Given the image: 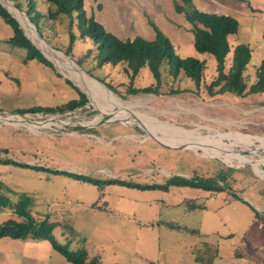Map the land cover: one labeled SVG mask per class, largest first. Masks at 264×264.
I'll list each match as a JSON object with an SVG mask.
<instances>
[{
	"label": "rangeland",
	"instance_id": "obj_1",
	"mask_svg": "<svg viewBox=\"0 0 264 264\" xmlns=\"http://www.w3.org/2000/svg\"><path fill=\"white\" fill-rule=\"evenodd\" d=\"M191 2L197 11L230 16L237 21V32L228 37V45L230 50L239 44L249 48L251 59L243 78L247 85L252 84L264 58V0ZM3 3L0 0L16 20L19 16ZM37 4L38 12L48 9L43 0H37ZM176 6H181V0H83L86 16H93L120 40L141 37L151 41L155 27L168 38L179 57L208 58L204 82L198 88L185 79L170 82L171 78L164 77L158 95H128L127 77L118 69L98 67L90 43L73 47L67 57L37 38L36 33L26 34L18 21L26 38L41 49L44 56L36 50L45 59L35 55L33 60L25 61L26 52L8 42L12 32L0 18V113L35 124L57 116L72 123H52L32 130L0 120V195L13 203L21 196L27 197L34 219L40 222L46 218L54 225L51 234L57 243L70 251L84 250L87 259L98 260V264H195V259H212L216 264H264V161L259 149L252 152L243 144L230 147L229 137L221 140L222 148L254 160L259 170L255 171L252 164L225 162L201 147L166 144L161 135L153 136L142 127L144 133L139 124L126 125L110 114H99L85 92L69 79L70 75L64 77L45 54L49 49L65 56L86 76L123 97L112 93L122 102L134 104L139 114L156 119L160 125L170 124L176 137L165 130L166 126L158 128V134L162 131L181 142L211 140L214 137L209 132L240 133L261 148L264 96L211 97L206 92L204 83L205 79L210 81L214 72V60L195 52L191 27L183 13H177ZM15 10L24 19L23 13ZM24 21L35 32L26 17ZM48 23L52 41L65 45L67 20ZM88 50L92 54H87ZM229 64L230 55L226 67ZM152 84L151 74L143 67L131 88ZM79 93L85 95L86 103L74 110L51 115L42 111L34 116L14 113L29 108L56 112L78 100ZM95 97L100 105L104 104L98 95ZM186 133L191 138L184 137ZM153 138L173 149L159 145ZM18 164L40 170L22 169ZM53 172L68 175L55 176ZM217 176H223L225 181L221 178L223 182L212 184L214 188L209 191L166 186L173 177L204 183ZM254 210L259 215L253 216ZM7 220L23 221L11 212L0 211V224ZM0 264L69 263L46 240L3 237Z\"/></svg>",
	"mask_w": 264,
	"mask_h": 264
},
{
	"label": "trees",
	"instance_id": "obj_2",
	"mask_svg": "<svg viewBox=\"0 0 264 264\" xmlns=\"http://www.w3.org/2000/svg\"><path fill=\"white\" fill-rule=\"evenodd\" d=\"M7 1L12 2L14 7L23 13L35 27L38 36L42 40L52 49L61 51L65 56H71L73 47L75 48L84 42L90 43L96 52L94 60L98 67L105 66L118 69L120 73L127 77L129 83V86H127L128 95L135 96L139 93L158 95V87L161 86L164 77L171 78L170 82L182 79L188 80L196 88L204 82L203 78L206 75L208 58L179 57L175 54L168 38L155 27L154 38L151 41L141 37L120 40L106 31L101 24L95 21L93 16H86L83 10V0H43L48 6L44 13L38 12L37 0H24L20 3H16L15 0ZM175 10L177 13H183L185 21L191 27L192 46L195 52L199 55L212 57L214 60V72L209 76L210 81L207 82V79H205L204 83L205 90L211 97L222 94H232L236 97L264 96V58L256 69V80L247 85L243 74L251 59L250 50L242 44L236 45L230 50L228 45V37L236 34L238 29V23L234 18L197 11L192 6L191 0H181V6H176ZM0 18L11 29L12 35L8 42L26 52L25 61L33 60L37 56L45 60L26 38L17 21L7 13L1 4ZM65 20H67V43L65 45L60 44V42L55 44L50 35L52 27L48 22H63ZM262 41L264 44V32ZM87 54H92V51L88 50ZM228 55H230V64L226 67ZM48 63L50 64V62ZM143 67H146L151 74L153 84L143 88H131L132 83ZM110 90L112 91V89ZM112 93L118 95L114 91ZM79 96L78 100L63 105L62 109L56 112L74 110L75 107L84 105L86 103L85 95L79 93ZM121 99L124 98L121 97ZM42 111L47 112L45 114L49 115L56 113L42 108H29L14 113L34 115ZM6 163V161L3 162V164ZM18 165L22 169H33L35 172L40 170L35 166ZM53 174L55 176L60 174L64 177L68 175L67 172H53ZM217 177V179L211 178L204 183H194L192 179H181L179 181L178 177H173L166 182V186L200 188L209 191L214 188L212 184L223 182L221 180L223 176ZM87 179L93 183L89 178ZM223 179L225 181V178ZM166 186L163 188H166ZM29 202L27 197L21 196L16 203H13L7 197L0 195V211L11 212L23 219L21 223L7 220L0 224V239L3 237L10 239L30 237L33 240H46L51 249L61 255L69 264H98V260H88L84 250L70 251L66 246L57 243L51 234L54 225L49 223L46 218L37 222L33 213L30 212ZM254 213L255 216L259 215L255 210ZM211 262L212 259H209L205 261V264H211Z\"/></svg>",
	"mask_w": 264,
	"mask_h": 264
},
{
	"label": "bare ground",
	"instance_id": "obj_3",
	"mask_svg": "<svg viewBox=\"0 0 264 264\" xmlns=\"http://www.w3.org/2000/svg\"><path fill=\"white\" fill-rule=\"evenodd\" d=\"M3 2H4L3 4L6 5L5 7L7 10H9L10 12L12 11V13L14 12L16 15L19 16L17 18V20L21 24L25 33L28 34L29 36L33 35V33H35V32H33L32 27H29L28 24L24 21V19L19 14H17V12L13 8V6L5 0H3ZM33 38H34V36H33ZM36 43H37V41H36ZM39 45L42 47H45L41 43ZM35 46L37 47L36 44H35ZM45 54H46L47 58L57 68H59L62 71V75L64 77H65V75H70L69 79L73 81L75 86L77 85L79 88H81L85 92V94L89 98V103H91V105L94 108H96V110L99 111V114H102V115L110 114V115L114 116L115 118L121 119V121L126 125H132L133 126V125L140 124L141 127L147 129L148 133H150L151 135H153V136L161 135L160 139L166 144L184 145V146H188L191 148L192 147H194V148L195 147H201L202 149L207 150L211 155L218 157V158H221L225 162H228V161L232 162V161L236 160L239 162L252 164L254 167L253 170L259 171L255 165L256 162L254 160L243 159V157H241L237 152L231 151L233 149L229 150L227 148H225V149L222 148L223 145L221 146V143H222L221 140L225 139V137H229V139L232 138V140L228 143L230 147L233 144H235V145L243 144L246 147V149H248L252 152H256L259 149L263 153L262 160L264 161V145L263 144H260L261 148L255 147L253 144V141L249 137L243 136L240 133H230L228 135H224V134H220V133L214 134L212 132H209L208 134L213 136L215 139L212 138L211 140L210 139L200 140V138H199L198 140H193V141H190V140L188 141L187 139H185L181 142L179 139L167 137L166 136L167 134L166 135H165V133L163 134L162 131L161 132L159 131V134H158V131H157L158 128H163L164 126H166L167 129H165V130L171 131V133H172L171 135L175 136L174 135L175 128L170 127L169 126L170 124L169 125H166V124L160 125L156 119L151 118L150 116H145V115L139 114L138 112H136L134 110V104L129 103L127 101H126L127 103L122 102L119 98L115 97L112 94V92H109V90L106 89L102 84H100L99 82L96 81L98 83L97 84L94 80H92L91 78L86 76L79 68H77V66L72 65L70 63V61L68 60V58H66L65 56L58 54V53H55L49 49L45 50ZM96 95H98V97L102 99V101L104 103L103 105H100L102 103H99V101L95 97ZM0 120L5 122V123H8V124L14 123V124H17L19 126L26 127L28 129L37 130L40 128H46V127L50 126L52 123L58 124V125H63L64 121H66V118H64L62 116L61 117L57 116V117L53 118L52 120L35 124V123L23 121L22 118H16L13 116L3 114V115H0ZM68 122H70V121H68ZM70 124H72V123L70 122ZM180 131H182V130H180ZM184 137L191 138L190 135H188L187 133L185 134ZM262 142H263V140H262ZM215 143L217 145H214ZM183 148H185V147H183Z\"/></svg>",
	"mask_w": 264,
	"mask_h": 264
},
{
	"label": "water",
	"instance_id": "obj_4",
	"mask_svg": "<svg viewBox=\"0 0 264 264\" xmlns=\"http://www.w3.org/2000/svg\"><path fill=\"white\" fill-rule=\"evenodd\" d=\"M5 1H7V0H5ZM14 9H15V7H13ZM24 19H25V17H24ZM16 21L18 22V20L16 19ZM20 27H21V25H20ZM22 28V27H21ZM34 28V31H35V33H36V35H37V38H39L40 39V37L38 36V34H37V32H36V29H35V27H33ZM23 29V28H22ZM36 49H38V48H36ZM39 50V49H38ZM40 52H41V50H39ZM42 53V52H41ZM43 54V53H42ZM43 56H44V54H43ZM50 61V60H49ZM105 87V86H104ZM106 88V87H105ZM107 89V88H106ZM56 114H59V113H56ZM0 115H3V113H0ZM44 121V120H43ZM36 122H42V120H40V121H36ZM119 122H121V121H119ZM107 123V122H106ZM108 123H111V122H108ZM139 126L141 127V125L139 124ZM141 129H142V131L145 133V131H144V129L141 127ZM154 139V141H156L157 143H159V145H162L160 142H159V140L157 139V138H153ZM163 146V145H162ZM163 147H165V146H163ZM165 148H167V149H173V148H169V147H165ZM182 149H184V148H182Z\"/></svg>",
	"mask_w": 264,
	"mask_h": 264
},
{
	"label": "crops",
	"instance_id": "obj_5",
	"mask_svg": "<svg viewBox=\"0 0 264 264\" xmlns=\"http://www.w3.org/2000/svg\"><path fill=\"white\" fill-rule=\"evenodd\" d=\"M8 113V112H7ZM10 113V112H9ZM229 202H235V201H229ZM228 202V205H232L233 203H229ZM253 216H255V215H253ZM197 232V231H196ZM214 260V259H213ZM195 264H205V261H201L200 259H195L194 261H193ZM211 264H216V261H212L211 262ZM217 264H218V262H217Z\"/></svg>",
	"mask_w": 264,
	"mask_h": 264
},
{
	"label": "built area",
	"instance_id": "obj_6",
	"mask_svg": "<svg viewBox=\"0 0 264 264\" xmlns=\"http://www.w3.org/2000/svg\"><path fill=\"white\" fill-rule=\"evenodd\" d=\"M34 115H35V114H34ZM34 115H32V116H34ZM44 116H46V115H44ZM49 117H50V116H49ZM49 117H48V118H49Z\"/></svg>",
	"mask_w": 264,
	"mask_h": 264
},
{
	"label": "clouds",
	"instance_id": "obj_7",
	"mask_svg": "<svg viewBox=\"0 0 264 264\" xmlns=\"http://www.w3.org/2000/svg\"><path fill=\"white\" fill-rule=\"evenodd\" d=\"M57 113V112H56ZM62 113V112H61ZM53 114H55V113H53ZM24 115V114H23Z\"/></svg>",
	"mask_w": 264,
	"mask_h": 264
}]
</instances>
